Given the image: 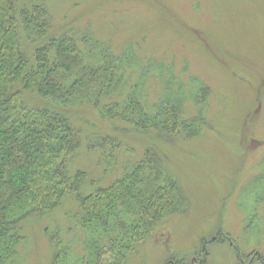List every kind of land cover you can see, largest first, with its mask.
Masks as SVG:
<instances>
[{"label": "rangeland", "instance_id": "obj_1", "mask_svg": "<svg viewBox=\"0 0 264 264\" xmlns=\"http://www.w3.org/2000/svg\"><path fill=\"white\" fill-rule=\"evenodd\" d=\"M45 1L54 33L75 37L85 58L98 47L121 57L122 99H137L155 123L182 107L183 120L199 129L165 139L103 119L91 105L75 119L85 134L121 138L119 166L158 147L188 198L186 213L157 225L129 264H174L175 256L185 264H264V0ZM105 156L87 145L71 169L92 179ZM121 174L110 169L102 186ZM72 223L64 211L28 220L13 264H54L45 228H61L75 245Z\"/></svg>", "mask_w": 264, "mask_h": 264}, {"label": "trees", "instance_id": "obj_2", "mask_svg": "<svg viewBox=\"0 0 264 264\" xmlns=\"http://www.w3.org/2000/svg\"><path fill=\"white\" fill-rule=\"evenodd\" d=\"M100 48L87 59L75 37L54 33L45 0H0V264L15 261L28 220H48L59 211L80 232L74 245L61 228H45L54 264L73 258L74 264H129L157 225L186 213L188 198L158 147L119 166L121 138L85 134L76 126L77 116L91 105L103 119L149 134L159 131L165 139L182 130L199 132L183 120L182 107L172 105L155 123L137 99H122V59ZM204 90L202 98L209 94ZM87 145L107 160L92 179L71 169ZM110 169L122 174L103 187ZM175 257L174 264H185Z\"/></svg>", "mask_w": 264, "mask_h": 264}]
</instances>
